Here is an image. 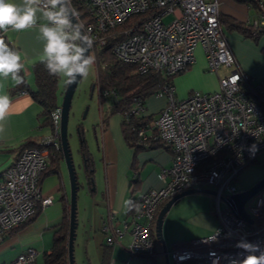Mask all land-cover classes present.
Masks as SVG:
<instances>
[{"label":"built area","instance_id":"built-area-1","mask_svg":"<svg viewBox=\"0 0 264 264\" xmlns=\"http://www.w3.org/2000/svg\"><path fill=\"white\" fill-rule=\"evenodd\" d=\"M83 1L88 19L83 22L75 13L93 40L91 52L107 45L106 35L111 29L125 24L135 14H145L123 29V38L114 43L112 52L118 59L135 65L140 73L155 71L169 79L154 92L167 97L164 108L146 124L135 126L134 131L138 144L146 148L154 144L170 148L172 165L161 169L163 186L142 196L137 213L123 221V228L113 227L116 210L110 211L102 226L108 234V244L129 229L130 253L150 258L155 253L153 224L159 207L184 190L210 186L216 190L218 225L212 233L174 247L169 252L174 264H231L247 255L236 247L240 241L264 249L261 193L255 194L259 197L254 204H245L252 222L221 205L224 196L244 190L238 184L242 169L264 151V78L253 84L237 63L219 20V1ZM256 1L264 9V1ZM168 15L171 19L166 21ZM252 24L264 25L263 12ZM199 45L205 51L210 71L218 72L225 65L229 73L220 78L219 89L196 91L180 99L171 79L195 63ZM104 94L118 97L114 90H105ZM146 108V98L136 96L129 108L118 113L127 121L132 116L140 119L148 116ZM51 120V135L42 138L38 145L24 147L0 175V241L9 230L31 218L38 207L44 209L54 202L52 195L43 193L42 175L50 157L60 149L61 106L52 111ZM252 145H256L254 153ZM37 256L36 249L29 248L13 264H34Z\"/></svg>","mask_w":264,"mask_h":264},{"label":"crops","instance_id":"crops-1","mask_svg":"<svg viewBox=\"0 0 264 264\" xmlns=\"http://www.w3.org/2000/svg\"><path fill=\"white\" fill-rule=\"evenodd\" d=\"M218 1L222 16V28L228 38L237 63L251 78V82L256 84L264 78V33L255 40L252 37L246 36L244 32L240 31L238 28L231 27L228 29V25L230 23H240L245 26H250L252 21L259 16V11L256 7L245 1ZM16 2L20 3L21 0H16ZM39 23H45V21L39 19L38 24ZM4 35L20 52L22 62L25 65V69L23 70L24 75L30 87L34 90L37 89L34 64L39 62L38 58L42 54L43 49V41L39 37L38 29H28L21 32L9 30L6 34L4 33ZM195 54L196 61L185 71L186 73L183 72L184 75L178 77V75L183 74L180 73L172 78L177 97L184 96L185 94L184 85L186 81L184 80L191 81V88H199L204 91H215L219 89L220 78L229 73V68L227 67L222 71L218 70V72L210 71L207 65L205 51L201 45L196 48ZM30 61H35V63H30ZM0 83L3 84V88L0 89V91L9 95L13 101L11 107V112L13 114L5 121L6 131L3 138H0L1 175L2 171L15 161L23 144L30 141L39 142L42 138L49 136L46 130L47 127L45 126L47 125L48 128L50 127V131L52 126L43 123V118L39 116L42 108L33 100L29 92L17 91L15 89L16 83L10 78L0 81ZM177 86L181 90L180 93L179 89L177 93ZM163 97H165V99L160 105L147 106V115H157L164 108L167 97ZM59 105H61L60 102ZM104 118L101 126V141L103 146V163H101L103 165L100 166V169L95 162L94 155L90 152L91 157L94 158L93 162L95 169L93 182L96 184L92 190L93 201L91 205V215L86 217L87 220L90 221V231L87 234L86 246L88 264H121L124 262L126 264H167V260L169 264H174V262L172 263L173 260L169 252H171L177 244H185L189 240L195 238L200 234L199 232L204 235L212 233L218 225L217 215L214 214L213 209L197 205L181 220L180 226L176 227L174 233L169 232V234H167L166 225L168 221L172 219L171 212L176 208L177 203L183 200L181 198L176 204L172 205L164 217L162 229L165 243L163 244L155 240V243L156 241L160 243L161 248L158 249L155 244V254L150 258L142 255L134 256L130 253L129 246L132 240V234L129 229L117 236L113 244H108V234L102 230V226L110 214V211L116 210L114 219L112 220L113 227L123 228V221L130 220V218L135 216L133 213L129 212L130 205L128 202L130 199L132 197L140 199L151 189H159L163 186L160 172L162 168L172 165L173 151L162 145L136 150L126 142L122 130V116L111 114L109 107ZM61 161L62 158H60L59 161L58 172L46 175L42 181V190L45 195H52L54 197L57 192H61L59 197L60 202H57L54 197L53 204L43 209L42 212H44V215L38 219L40 214L36 218L38 221L35 220L38 228L55 226L54 236L63 220L65 213L64 203L68 205V210L70 208L66 191L65 168L63 164H61ZM258 171H262L263 173L262 169H258ZM136 172L139 183L133 186L131 183ZM255 172L253 175L243 177L242 182H244L247 188L256 183L264 174L260 173L261 176L256 178L254 177ZM165 203L166 202L159 207L158 213ZM154 223H156V221H154ZM86 227L85 225V228ZM23 229L1 240L0 249L7 244L15 242L16 238L18 239L19 237L18 234L21 233ZM53 242L49 249L43 251V256L45 252L51 250ZM170 242L172 245H170ZM29 248L36 249L32 246ZM36 251L39 256L38 249H36ZM23 252H25V250ZM166 252L168 253L167 258ZM38 256L34 264L38 262ZM149 259H151V261H149Z\"/></svg>","mask_w":264,"mask_h":264},{"label":"trees","instance_id":"trees-1","mask_svg":"<svg viewBox=\"0 0 264 264\" xmlns=\"http://www.w3.org/2000/svg\"><path fill=\"white\" fill-rule=\"evenodd\" d=\"M249 2L251 5L256 7L258 11L263 12L264 9H261L258 2L256 0H239ZM72 6L77 14L80 15L81 20L84 22L88 19V11L87 6L83 0H71ZM145 16L142 13H138L133 15L125 24L120 25L114 29H111L106 35V43L107 45L104 48L97 47L92 50L90 55L95 57L97 62V79L94 85L99 87V92L101 98L103 96L107 97L109 95H105V90H114L117 92L118 97L115 99L114 96L110 95L111 104H110V113L115 114L119 111L123 112L127 108H129L132 100L136 96L145 97L146 100L149 96L154 95V92L160 88L164 84V82L168 81L169 79L165 76L160 74L159 72L149 71L146 73H140L136 70V66L132 64H128L115 56L112 52V47L117 40L123 38V29L137 21L140 20V17ZM219 20L222 26V16L221 13L219 14ZM228 29L231 27L238 28L240 31L244 32L246 36L252 37L253 39L257 40L259 36L264 33V25L259 27L254 26L251 24L250 26H245L242 24H232L228 25ZM223 29V28H222ZM224 32V30H223ZM225 33V32H224ZM5 42L9 44L10 47H14L11 42L6 39L4 35ZM16 48V47H15ZM17 49V48H16ZM21 75L24 78V82L20 85H16L17 91H27L32 96L33 100L37 102L42 110L39 114L41 118H43L44 124L51 125V113L52 111L59 106L58 101V84H59V76L50 75L47 69L45 68L44 64L37 62L34 64V75H35V82L37 85V89H32L26 80L24 75V71H22ZM172 80V79H171ZM156 115H148L145 117H141L137 119L136 117L132 116L127 121L124 117H122V130L126 142L134 147L136 150H140L146 148L137 142V134L134 131V127L146 124L149 120L153 119ZM105 119V118H104ZM79 134L81 138V152L84 155L86 160L85 169L88 181L93 182L94 180V162L91 157V153L89 151L87 141L84 136V131L82 127H79ZM39 142H27L23 144L20 148V151L26 146H35L38 145ZM162 144H154L152 146H161ZM164 146V145H162ZM55 149L54 147H51ZM61 158V150L57 149L54 156L50 157L49 163L47 168L44 170L42 175V181L44 177L48 174L58 172L59 161ZM255 158L252 160L251 163L246 165L243 169L245 170L249 165L253 163ZM139 183V178L137 172L134 175L132 180V185L135 186ZM64 199V198H62ZM131 205L129 208V212L133 213L134 215L137 213L141 198H134L130 199ZM65 206V213L63 216V220L59 228L57 229L53 246L50 251L45 252L43 256V264H69V251H68V241H69V230H70V214L68 210V205L64 203ZM43 208L40 206L37 208L35 214L29 218L27 221L22 223L19 226L14 227L13 229L9 230L4 239L15 234L17 231L23 229L30 223L34 222L36 218L42 213ZM1 242V241H0ZM183 244V243H182ZM181 244H177L175 247L180 246Z\"/></svg>","mask_w":264,"mask_h":264},{"label":"rangeland","instance_id":"rangeland-1","mask_svg":"<svg viewBox=\"0 0 264 264\" xmlns=\"http://www.w3.org/2000/svg\"><path fill=\"white\" fill-rule=\"evenodd\" d=\"M171 16L168 15L165 17L166 21H169ZM226 66L222 65L220 70L225 69ZM186 73V72H185ZM183 74L178 75V77L183 76ZM97 79V62L95 60L94 66L90 69L89 75L86 78H83L79 81L76 91L74 93L72 99V105L69 114V122H68V140L70 143V148L74 160V164L76 166L77 178L80 183V187L78 190L77 197V228H76V238L74 241V258L75 264H88V257L86 254V246H87V234L90 231V221L87 220L86 217L91 215V205H92V190L95 187V182L88 181L85 164L86 160L84 158L83 153L81 152V138L79 134V127L81 126L84 131V136L86 141L88 142V148L90 152L95 157V162L97 163L99 169L103 164L102 156V123L104 116H106L107 111L111 104L110 96H103L101 98L99 87L94 85ZM184 96H179L180 99L187 98L191 93L196 91H203V89L199 88H191V81L184 80ZM66 78H62L59 76V102L62 104L64 91L66 87ZM94 85V87H93ZM178 87V86H177ZM177 88V93H178ZM179 89V93H180ZM165 99L163 96L159 95H151L146 100V106H158ZM121 116L119 113H115ZM45 127L49 135H51L52 128L50 131V127L46 125ZM105 127V125H104ZM100 145V148H99ZM94 161V158H92ZM102 162V163H101ZM61 164H63L65 168V181H66V191L68 194V199L70 203L71 199V176L67 166V163L64 159H62ZM258 169H262L264 173V151L259 153L253 163L249 165L243 172L241 173V177L239 179L238 184L241 188H247L244 182H242L243 177L250 176L254 174V177L258 178L261 176L260 173L262 171H258ZM262 173V174H263ZM264 175V174H263ZM263 175L260 177L262 178ZM259 178V179H260ZM210 188V186H207ZM212 188V187H211ZM213 189V188H212ZM60 191L57 192L54 197L57 202L59 201ZM261 195L264 197V187L260 190ZM258 195L253 196L247 202V206L250 204H254L258 200ZM182 201L177 203L176 208L171 212L172 219L168 221L166 225V233H174L176 231V227H179L181 224V220L191 212L193 207L197 205L204 206L210 209H213L214 214H216V195L209 194L206 192H197L187 194L182 197ZM221 205L223 207L228 206L226 202L222 199ZM190 210V211H189ZM44 215V212L41 213L38 219H40ZM38 219L36 221H38ZM36 221L33 222L31 227H26L19 233L18 239L16 238L15 242L12 244H7L6 246L0 249V264H13L15 259L25 250L27 251L29 247H35L39 251L38 262L36 264L43 263V251L45 249H49L53 242V236L56 227H45L38 228ZM85 225L87 226L85 228ZM155 223L153 224V228ZM198 236H204L201 232H199ZM157 248L160 249V243L156 241L155 243ZM170 245L172 243L170 242ZM156 251V248H155ZM155 254V253H154ZM153 254V255H154ZM173 263V261H172Z\"/></svg>","mask_w":264,"mask_h":264},{"label":"clouds","instance_id":"clouds-1","mask_svg":"<svg viewBox=\"0 0 264 264\" xmlns=\"http://www.w3.org/2000/svg\"><path fill=\"white\" fill-rule=\"evenodd\" d=\"M39 19L45 23L38 24ZM75 20L76 13L68 0H21L20 3L0 0V33L38 29L43 41L39 62L44 64L50 75L66 78L69 84L76 82L78 77L86 78L95 64V57L88 55L93 40ZM24 69L20 52L10 47L0 35V81L10 78L20 85L24 82L21 75ZM12 104L10 96L0 91V138L6 131L5 121L13 114ZM255 150L256 145H252L251 151L254 153ZM128 203L131 205V201ZM236 247L243 249L247 255L243 259L232 260L231 264H264V249L258 244L240 241Z\"/></svg>","mask_w":264,"mask_h":264},{"label":"water","instance_id":"water-1","mask_svg":"<svg viewBox=\"0 0 264 264\" xmlns=\"http://www.w3.org/2000/svg\"><path fill=\"white\" fill-rule=\"evenodd\" d=\"M69 3V1H68ZM70 5V3H69ZM71 7V5H70ZM72 9V7H71ZM75 22L79 23L77 17ZM80 24V23H79ZM84 31V29H83ZM86 34V33H85ZM91 53V48L88 50V55ZM82 79V77H78L77 81L74 83H67L64 91L63 101L61 104L62 107V121H61V128H60V150H61V158L64 159L67 163L70 176H71V199H70V208H69V214H70V230H69V241H68V255H69V264H75V258H74V241L76 238V228H77V197H78V190L80 187V183L77 178V171L76 166L74 164L70 143L68 140V122H69V114L70 109L72 105V99L74 96V93L76 91V88L78 86L79 81ZM94 87V85H93ZM264 187V176L260 178L256 183H254L252 186L244 189L243 191L235 194H231L229 196H224L223 200L226 202V204L234 209L236 212H238L242 217H244L248 222H252V218L245 209L246 202L251 199L255 194L260 192V190ZM197 192H206L209 194L216 195V190L210 189V188H190L187 190L182 191L181 193L177 194L176 196L169 199L160 209L157 217H156V223L154 228V235L156 237V240L165 243L164 237H163V221L164 217L167 214V212L170 210L173 204H176L183 196L191 193H197ZM168 256V253L166 252V258ZM167 264L168 260H167Z\"/></svg>","mask_w":264,"mask_h":264},{"label":"bare ground","instance_id":"bare-ground-1","mask_svg":"<svg viewBox=\"0 0 264 264\" xmlns=\"http://www.w3.org/2000/svg\"><path fill=\"white\" fill-rule=\"evenodd\" d=\"M220 14V13H219Z\"/></svg>","mask_w":264,"mask_h":264}]
</instances>
